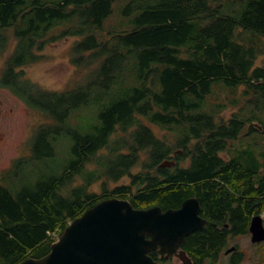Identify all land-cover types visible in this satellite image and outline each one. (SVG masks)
Listing matches in <instances>:
<instances>
[{
    "label": "trees",
    "instance_id": "1",
    "mask_svg": "<svg viewBox=\"0 0 264 264\" xmlns=\"http://www.w3.org/2000/svg\"><path fill=\"white\" fill-rule=\"evenodd\" d=\"M115 3L128 30L104 28ZM65 37L75 38L67 57L80 77L63 89L27 78L38 51ZM9 43L0 85L41 120L28 153L0 172V264L45 255L53 234L111 196L162 209L197 197L207 221L185 242L195 264L216 261L227 214L239 235L264 212V150L231 149L264 134V0H0V52ZM224 91L236 96L229 116ZM92 103L90 131L67 124ZM62 135L72 139L68 163L33 178ZM175 149L182 155L161 166Z\"/></svg>",
    "mask_w": 264,
    "mask_h": 264
},
{
    "label": "water",
    "instance_id": "2",
    "mask_svg": "<svg viewBox=\"0 0 264 264\" xmlns=\"http://www.w3.org/2000/svg\"><path fill=\"white\" fill-rule=\"evenodd\" d=\"M173 164L169 159L160 163ZM200 208L195 196L165 210L159 205L134 208L128 199L107 197L67 224L45 255L27 257L17 264H158L147 252L157 246L161 251L175 252L186 235L204 226L206 219L199 215ZM249 231L253 242L264 241L260 215L251 218ZM234 248H227L226 253ZM177 255L183 264H192L185 251L179 250Z\"/></svg>",
    "mask_w": 264,
    "mask_h": 264
},
{
    "label": "rangeland",
    "instance_id": "3",
    "mask_svg": "<svg viewBox=\"0 0 264 264\" xmlns=\"http://www.w3.org/2000/svg\"><path fill=\"white\" fill-rule=\"evenodd\" d=\"M119 10L118 4L115 3L113 15L105 21L104 28L116 30H128L130 28L129 24L120 23ZM74 40L75 38L65 37L44 45L37 53L39 58L23 68L24 75L31 81L39 82L44 87L50 89H63L72 85L73 81H76L80 77V72H77L76 67L69 62L67 57ZM11 50L12 43H9V46L0 52V72ZM241 91L242 87L239 88L237 95ZM220 94L221 97L226 96L225 99L228 106L225 114L229 116L237 109L232 106L236 96L225 91ZM214 97H216L215 94H213ZM99 109L100 105L97 103L81 107L70 114L67 119V124L81 132H88L98 120ZM40 120H38L36 113L31 111L11 89L0 85V172L8 167L14 158L23 153H28L26 141L32 126ZM155 131L156 133L162 132L158 129ZM263 136L264 134L255 133L250 137H240L233 141L231 149L254 147L258 150H264V140L256 146L250 144L251 141L262 138ZM71 143L72 139L70 136H60L54 144V156L46 158L43 163L41 162V169L33 173V178L38 177L42 171L47 172V174L55 171L60 172L71 157ZM76 178L77 183L78 181L81 182V175H77ZM127 181V177L116 182L109 181L108 188L110 189L114 185ZM91 187L94 191L100 192V181L95 180L92 182ZM262 216L264 218V214ZM248 235H234L233 241L231 239L232 245L236 244L240 252H242L243 257L238 264H264L263 248L258 244L259 242H253L251 240V234ZM230 258V255L221 253L219 255V262L230 264Z\"/></svg>",
    "mask_w": 264,
    "mask_h": 264
},
{
    "label": "flooded vegetation",
    "instance_id": "4",
    "mask_svg": "<svg viewBox=\"0 0 264 264\" xmlns=\"http://www.w3.org/2000/svg\"><path fill=\"white\" fill-rule=\"evenodd\" d=\"M177 154H180V156H181V155H182V150H181V149H175V150H173L172 153L168 154V158L171 159V160H173V161H175L176 158H177V157H176ZM168 158H167V159H168ZM188 197H191V196H188ZM188 197L183 198V199H182L178 204H176V205H173V206H167L165 209H168V208H177V207H179V206L181 205V203L183 202V200L186 199V198H188ZM199 203H200V201H199ZM155 205H158V204H155ZM150 206H153V205L144 206V207H136V206L133 205L134 208H146V207H150ZM159 206H160V205H159ZM200 206H201V203H200ZM161 207H162V206H161ZM165 209H163V210H165ZM231 209H232V207H231ZM262 214H264V212H260V213H258V214L255 213V212H252V213H251V217H250V219H249V221H248V224H247V232H248V233H245V235L251 234L250 231H249V226H250L251 218H252L253 216H255V215H260V216L262 217V219H263V224H264V218H263ZM199 215L202 216L203 218H205V217L202 215L201 208H200V211H199ZM205 219H206V218H205ZM206 221H207V220H206ZM205 224H206V222H205ZM205 224H204V225H205ZM223 224H224V227H226L225 246H223L224 248H222V249L218 252V254H217V258H216V261L214 262V264H223V263H220V262H219V255H220L221 253H225V254L231 256V258H230V260H229V261H230V264H238V263H235V260H234V258H233L234 255H232V252H233V251H238V252H240V250H239L238 246L232 245V242H231V239H232V241H233L234 231H233V222H232V220H231V216H230V214H227L226 221H225ZM220 227H222V226L218 225V228H220ZM201 228H203V227L195 228V229L192 230L188 235H186V236H185V239L181 242L179 248H178L175 252H173V253H169V252H167V251H161V248H160L159 246H157L156 248H152V249H150V250L147 252V254H148L153 260L157 261L158 264H183V260L177 255L179 250H183V251H185V253H186V254L189 256V258L191 259L192 264H195V260L193 259V256H192V255L186 250V248H185V242H186V240H188V238L190 237V235H191L194 231H196V230H198V229H201ZM248 236H249V235H248ZM149 237H150L149 235H146V236H145V238H149ZM250 237H251V235H250ZM222 244H223V243H222ZM258 244H260V242H259ZM231 246H235V248H234L232 251L228 252V253H230V254L226 253V249L229 248V247H231ZM240 253H242V252H240Z\"/></svg>",
    "mask_w": 264,
    "mask_h": 264
},
{
    "label": "built area",
    "instance_id": "5",
    "mask_svg": "<svg viewBox=\"0 0 264 264\" xmlns=\"http://www.w3.org/2000/svg\"><path fill=\"white\" fill-rule=\"evenodd\" d=\"M56 236L55 235H53V238H55Z\"/></svg>",
    "mask_w": 264,
    "mask_h": 264
}]
</instances>
